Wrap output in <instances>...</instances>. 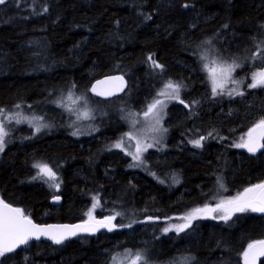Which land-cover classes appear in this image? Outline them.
I'll use <instances>...</instances> for the list:
<instances>
[{"label": "trees", "instance_id": "trees-1", "mask_svg": "<svg viewBox=\"0 0 264 264\" xmlns=\"http://www.w3.org/2000/svg\"><path fill=\"white\" fill-rule=\"evenodd\" d=\"M260 41L264 0L0 5V108L19 104L49 124L40 132L26 124L8 128L0 152V199L39 224L86 221L94 196L100 200L98 219L127 211L112 231L59 247L34 242L0 258V264H113L115 252L129 251L142 254L141 264H185L184 258H192L186 264H244L248 245L264 240V213L245 211L227 222L197 219L179 233L163 229L196 208L216 206L264 182V149L251 154L233 146L264 117V88L248 87L261 62L245 59ZM204 53L208 60L242 62L234 77L242 80L243 96L212 95L202 68L208 60L199 58ZM150 55L164 66L162 72L151 67ZM110 75L125 77L127 91L110 101L93 97L92 84ZM167 80L184 85L180 98L189 107L179 101L168 106L164 143L140 167H130L131 157L111 146L126 131L124 116L142 112ZM70 90L125 108L99 116L93 135H72L77 121L60 106ZM202 136L203 147H194L191 141ZM34 163L56 171L58 191L33 179ZM56 196L63 200L59 207L51 204Z\"/></svg>", "mask_w": 264, "mask_h": 264}, {"label": "snow or ice", "instance_id": "snow-or-ice-1", "mask_svg": "<svg viewBox=\"0 0 264 264\" xmlns=\"http://www.w3.org/2000/svg\"><path fill=\"white\" fill-rule=\"evenodd\" d=\"M6 3L7 0H0V5H4ZM183 6L187 8L189 5L184 4ZM44 11H47V9L45 8ZM146 18L151 19L150 16ZM225 27H227V25H225ZM206 43L210 44L211 41H207ZM199 58L204 61L208 60L206 53L202 54ZM147 59L151 61V67L160 69L161 72L163 71L164 66L155 61L151 55L148 56ZM245 59L251 61L259 60L261 62L259 70L252 73V82L248 84V87L264 88V41H260V43L256 44L255 49L249 56L245 57ZM240 67H242V62H238V58H233L231 61L223 58H214L210 61V63L203 64L202 68L207 73V79L210 82L211 93L213 96L227 95L229 97H233L234 95H244V92L239 90V85L242 83V80L236 79L233 75ZM112 79L123 82V77H113ZM230 84L237 85V87L230 88ZM183 87L184 85L181 82L167 80L163 87L157 92L156 97L145 106L143 110V119L149 122V131L157 133L167 131V129L163 128L161 125L162 114L167 106L166 101L176 100L181 104H185V102L180 98V91ZM72 88H75V85H73ZM92 91L95 92L96 89L93 88ZM96 94L103 95V93L99 92ZM67 100L71 102V105L78 104L81 100H84L85 104L87 103L85 97H76L71 90L67 94ZM60 106L64 107L70 114H75L77 120H90L93 118L90 111L86 108L84 111H79L70 105L61 103ZM20 107L21 106L19 104L16 105V108ZM185 107H189V105L185 104ZM4 111V109L0 108V115H3ZM129 115L135 117L140 114L130 113ZM6 118L9 121L12 119L11 117ZM33 120L42 121L43 117H33L32 120L28 121L30 125L35 127L36 132H40L43 127H48L46 124H33ZM16 122L20 123L21 121L17 119ZM131 123L132 127L135 128L138 121L133 119ZM78 134L79 129L72 132V135ZM7 135L8 131L5 128V124L0 121V152H3L4 150L5 138ZM208 136H212V133L209 132ZM125 138L128 141H136L134 145V152L126 151ZM153 139L156 143H159L158 139L155 137H153ZM204 139H206V137L202 136L199 139L191 141V143L194 147L200 148L203 147L202 141ZM233 146L237 148H245L250 153H255L259 149L264 148V117L260 118L249 129L246 133V137L242 136L240 138V142L235 143ZM111 147L118 148L121 151H126V154L130 155L134 162L129 166L136 167L144 163L142 153L147 151L148 148L153 147V144L145 142V140L140 137L138 132L134 133L130 130L124 133L123 136ZM32 166L38 169L37 173L33 176L34 180L40 179L45 183L51 182L49 183V187H52L57 191L59 190L60 182L56 171H54L52 167H50L47 163H34ZM221 187H223V184H221ZM54 200L59 201L60 197L56 196L54 197ZM93 200L95 203H93L92 209L87 213L89 220L84 224L41 226L34 223L21 208L12 207L10 204L0 199V258L4 257L7 253L14 252L22 245H27L32 239L39 240L41 236L52 240L55 244H61L65 239L77 235L78 232H89L94 234L98 230V227H103L112 231L116 227L112 221L115 220L116 216L120 215V213L117 212L114 215L105 217L102 220H96L92 213L100 203V200L98 196H94ZM245 211L264 213V182L245 188L243 192L238 193L230 199L220 201L215 208L208 207L207 205L203 208H196L186 216L181 217L185 223L166 227L163 231L169 232L174 230L179 233L184 231L186 228L191 227L194 219H217L216 216L212 215L214 212H221L222 215L219 216V219L227 222L235 213H242ZM127 226L130 227L131 225ZM128 255L132 257L130 258V264H141L143 259L141 253L138 252L134 254L133 257L129 251ZM259 256H264V240L256 241L248 245L247 250L243 253L244 264H256V259ZM113 259L115 260V257ZM191 259L192 258H184L185 264Z\"/></svg>", "mask_w": 264, "mask_h": 264}, {"label": "rangeland", "instance_id": "rangeland-1", "mask_svg": "<svg viewBox=\"0 0 264 264\" xmlns=\"http://www.w3.org/2000/svg\"><path fill=\"white\" fill-rule=\"evenodd\" d=\"M212 59L213 58H210L208 60V63H210V61ZM251 82L252 81H251V77H250V83ZM229 87L230 88H235V87H237V85L230 84ZM239 89H240V85H239ZM82 96L85 97V99L87 101L86 104H85V101L84 100H81L78 104L71 105V102L67 100V97L64 99V104L65 105H70V106L74 107L75 109H78L79 111H84L85 108L90 111V114L93 117L90 120H85V119L77 120L76 115L75 114H72L74 116L75 121H77L76 122V126H75L74 129H75V131L77 129H79V134L78 135L80 136V135L85 134L87 136H90V135H93L96 132L94 130V124H95V121L96 120H99L97 118H99V116L101 118H107V116H109L110 113H112L111 110H113L114 108L111 105H109V106L101 105L99 101L94 100L88 94H84ZM76 97H79V96H76ZM173 102H178V101H176V100L166 101L167 106L164 109V112L162 114V119H161V125H162L163 128H165L164 122H165V118H166L167 108ZM124 108L118 106L116 109H114V111L115 112L119 111V112H122L123 113ZM138 113L140 115L139 116H135V117L130 116L129 115L130 113H128L127 115H125L126 117L124 116V118L126 119V123H127L126 131L124 133H126V132H128L130 130L133 131L134 133H137L138 132V134L140 135V137L142 139H144L145 142L152 143L153 144V147L148 148L147 151H145V152L142 153V158H143V161H144L145 155L149 151L157 148L158 146L160 147L164 143L163 142L164 141L163 138H164L165 132H163V133H157V132H151V131H149V122L148 121H145L143 119V111L142 112H138ZM6 117H11L12 118L11 121H9ZM33 117H36V116L33 115V114L28 113L27 110L24 107L21 106L20 108H15V109H12V110H5L4 111V114L3 115H0V121H2L5 124V128H6L7 131H8V128L11 125H22V124H26V125H29V126L35 128L34 126H32V125H30L28 123V121L29 120H32ZM17 119H19L21 122L20 123H17L16 122ZM133 119H136L138 121V123L136 124L135 128L132 127V123H131ZM32 122H33V124L40 123V124H46V125L49 126V124H47L44 120H42V121L33 120ZM122 136L123 135H121V137ZM153 137H155L156 139H158L159 140V143H156L155 140L153 139ZM5 140H6V138H5ZM118 140H116V141H118ZM135 143H136L135 140L128 141L125 138V149H126V151L127 152H134V150H135L134 149ZM116 149H118V148H116ZM118 150H120V149H118ZM126 151H122V152H124L126 154ZM128 156H130V155H128ZM131 159H132V157H131ZM144 163H145V161H144ZM147 163H148V166L149 167H153V164L154 163H152V162H150L148 160L146 161V164ZM170 166L171 165H169V167ZM137 167H140V165L139 166H136L135 168H137ZM163 167L165 168V165H163ZM36 170L38 171V169H36ZM167 173L171 174L172 173V169H170ZM176 182H178V181L177 180L174 181V183H176ZM49 183H51V182H49ZM49 183H47V184L49 185ZM125 202L119 203V204L122 205V206H126ZM208 207L215 208L216 206H208ZM96 210H97V207L95 208V210L92 213V215L94 217H95V211ZM129 213H131V212H129ZM255 213H261V212H255ZM120 214H121L122 217H126L127 216V211L121 209L120 210ZM235 214H237V213H235ZM212 215L213 216H216L217 219H212V218H200V219H202V220H218V221H223V220L219 219V216L222 215L221 212H214V213H212ZM107 216H109V215H107ZM116 218H117V216H116ZM95 219L98 220L97 217H95ZM88 220H89V217H88L87 221ZM100 220H102V219H100ZM115 220L112 221V223L114 225H115ZM176 220L177 221H171V222L167 223V226L166 227H171L172 225H179V224L185 223V221L183 219H176ZM195 220H197V219H194L193 221H195ZM169 232H171V231H169ZM174 232H176V231H174ZM132 256L134 257V255H132ZM114 257H115V260L113 259V264H130V258H132V257H130L128 255V252H126V253L125 252H122V253L115 252L114 253Z\"/></svg>", "mask_w": 264, "mask_h": 264}, {"label": "water", "instance_id": "water-1", "mask_svg": "<svg viewBox=\"0 0 264 264\" xmlns=\"http://www.w3.org/2000/svg\"><path fill=\"white\" fill-rule=\"evenodd\" d=\"M113 77H123V76L122 75H110V76H107V77H104V78L96 80L91 86L90 94L93 97H95V98H97L99 100H103V101H109V100H113L115 98L121 97L127 91V88H128L127 80L125 79V77H123V82H121L120 80L112 79ZM93 88L96 89L95 92L92 91ZM97 92L103 93V95H97L96 94ZM263 149L264 148L259 149L257 152L251 153V154H258ZM58 197H60V196H58ZM62 203H63V200H62L61 197H60L59 201H55L54 198L51 200V204L53 206H55V207L61 206ZM12 207H14V206H12ZM86 221L77 222V223H52V224H39V223H37L35 221H33V222L38 224V225H41V226H48V225H77V224H84ZM108 231L109 230L106 229V228L98 227V230L94 234L93 233H89V232H78L77 235L71 236V237L65 239L63 241V243H61V244H55V243H53L52 240L47 239L44 236H41V238L39 240H36V239L30 240L27 245H29L31 243H34V242H46V243H49V244L53 245L54 247H59V246L64 245L68 241L74 240V239H76L78 237H81V236H92V235H97L99 233L108 232ZM27 245H22L21 247L17 248L14 252L7 253L6 255H11V254L17 252L18 250L22 249L23 247H25ZM262 260H264V256L257 257L256 264H260V262Z\"/></svg>", "mask_w": 264, "mask_h": 264}, {"label": "flooded vegetation", "instance_id": "flooded-vegetation-1", "mask_svg": "<svg viewBox=\"0 0 264 264\" xmlns=\"http://www.w3.org/2000/svg\"><path fill=\"white\" fill-rule=\"evenodd\" d=\"M107 217V216H106ZM105 218V217H104ZM100 219H103V218H99L98 220H100Z\"/></svg>", "mask_w": 264, "mask_h": 264}]
</instances>
